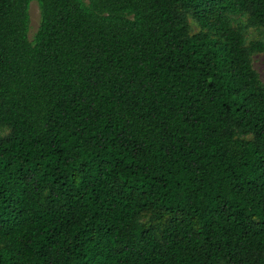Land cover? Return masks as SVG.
<instances>
[{"label":"trees","instance_id":"trees-1","mask_svg":"<svg viewBox=\"0 0 264 264\" xmlns=\"http://www.w3.org/2000/svg\"><path fill=\"white\" fill-rule=\"evenodd\" d=\"M256 53L264 0H0V264H264Z\"/></svg>","mask_w":264,"mask_h":264},{"label":"rangeland","instance_id":"rangeland-1","mask_svg":"<svg viewBox=\"0 0 264 264\" xmlns=\"http://www.w3.org/2000/svg\"><path fill=\"white\" fill-rule=\"evenodd\" d=\"M30 13H31V31H30V38H34V35L38 31L40 24H41V10L39 3L34 1L31 3L30 6ZM189 20L191 23V31L192 33H197L200 30L199 25L195 21L192 16H189ZM262 36L260 30L251 29L249 31L248 39L249 40H258ZM253 66L255 70L259 73L261 79L264 82V53H256L253 56Z\"/></svg>","mask_w":264,"mask_h":264}]
</instances>
